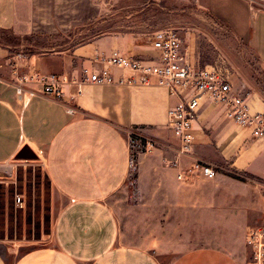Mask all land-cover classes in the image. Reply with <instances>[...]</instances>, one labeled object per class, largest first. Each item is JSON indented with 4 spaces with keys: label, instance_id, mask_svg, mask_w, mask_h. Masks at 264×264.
I'll return each mask as SVG.
<instances>
[{
    "label": "crops",
    "instance_id": "crops-1",
    "mask_svg": "<svg viewBox=\"0 0 264 264\" xmlns=\"http://www.w3.org/2000/svg\"><path fill=\"white\" fill-rule=\"evenodd\" d=\"M96 1L0 0V27L18 36L64 33L94 17ZM193 1L247 41L264 65V0ZM114 50L153 53L150 45L122 49L116 37H97L67 56L29 60L37 71L56 74L59 99L40 94L38 85H26L36 93L27 98L0 84V166L27 146L42 161L53 208L50 243L11 258L0 243V264H165L169 255L167 264H246V231L264 225V139L204 103L192 122L191 150L179 154L166 120L175 98L165 87L153 79L76 84L94 55ZM110 72L115 80L127 75ZM131 127L156 142L138 157L135 203L124 185ZM197 164L211 165L215 176L203 178Z\"/></svg>",
    "mask_w": 264,
    "mask_h": 264
},
{
    "label": "rangeland",
    "instance_id": "rangeland-1",
    "mask_svg": "<svg viewBox=\"0 0 264 264\" xmlns=\"http://www.w3.org/2000/svg\"><path fill=\"white\" fill-rule=\"evenodd\" d=\"M96 2L100 9L94 17L73 24L64 33L18 36L0 27V77L10 82H14L15 76L28 78L30 72L37 70L29 61L33 56L61 52L67 56L73 47L97 37L113 36L122 49L129 46L139 51L150 44L154 31L171 29L181 40L191 62L225 70L232 86L246 98L252 110L264 114V65L256 52L193 0ZM39 70L41 75H56ZM140 155H134L124 180L130 203L137 201ZM52 219L50 185L42 161L36 156L29 160L13 159L0 166V243L11 249L8 256L49 244ZM171 256L163 257L165 264Z\"/></svg>",
    "mask_w": 264,
    "mask_h": 264
},
{
    "label": "built area",
    "instance_id": "built-area-1",
    "mask_svg": "<svg viewBox=\"0 0 264 264\" xmlns=\"http://www.w3.org/2000/svg\"><path fill=\"white\" fill-rule=\"evenodd\" d=\"M149 45L153 53L147 58L125 55L115 50L106 56L94 55L90 59L93 67L83 68L82 77L76 84L140 85L148 84L153 79L156 84L165 87L168 94L175 98V102L166 111V120L177 140L179 154L191 150L192 122L204 103L216 106L223 118L232 124L249 128L255 138L264 139L263 112L252 110L246 98L235 91L225 70L210 65L199 67L191 62L181 40L171 29L154 31ZM112 67L127 75L115 80L110 72ZM2 82L11 85L16 94L26 95L27 98L36 93L27 89L26 85H38L40 94L54 99L61 96L60 80L54 74L41 75L36 70L30 72L28 78L15 76L14 82L3 81L0 77V84ZM125 137L128 171L133 165L134 155L152 152L156 142L137 127L129 128ZM194 170L205 179L213 178L216 173L208 164H197ZM177 177L180 178V175ZM245 244L249 249L247 264H264V227H249L245 234Z\"/></svg>",
    "mask_w": 264,
    "mask_h": 264
},
{
    "label": "water",
    "instance_id": "water-1",
    "mask_svg": "<svg viewBox=\"0 0 264 264\" xmlns=\"http://www.w3.org/2000/svg\"><path fill=\"white\" fill-rule=\"evenodd\" d=\"M35 158L36 155L27 146H22L13 156V159L16 160H29Z\"/></svg>",
    "mask_w": 264,
    "mask_h": 264
},
{
    "label": "trees",
    "instance_id": "trees-1",
    "mask_svg": "<svg viewBox=\"0 0 264 264\" xmlns=\"http://www.w3.org/2000/svg\"><path fill=\"white\" fill-rule=\"evenodd\" d=\"M231 176L237 179H243L241 176L235 174V173H231Z\"/></svg>",
    "mask_w": 264,
    "mask_h": 264
}]
</instances>
